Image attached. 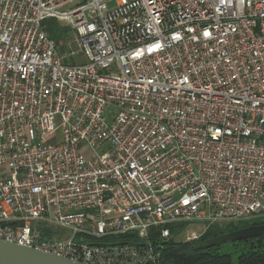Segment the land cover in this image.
Segmentation results:
<instances>
[{
	"label": "built area",
	"instance_id": "obj_1",
	"mask_svg": "<svg viewBox=\"0 0 264 264\" xmlns=\"http://www.w3.org/2000/svg\"><path fill=\"white\" fill-rule=\"evenodd\" d=\"M257 216L264 0H0V240L159 264L153 231Z\"/></svg>",
	"mask_w": 264,
	"mask_h": 264
},
{
	"label": "trees",
	"instance_id": "obj_2",
	"mask_svg": "<svg viewBox=\"0 0 264 264\" xmlns=\"http://www.w3.org/2000/svg\"><path fill=\"white\" fill-rule=\"evenodd\" d=\"M47 34L49 38H55V35L48 31ZM54 41L60 42L59 39ZM177 228L176 226L171 227V235ZM242 228H246V225L236 227L229 224L225 230L213 226L199 240L194 242H175L172 239L159 240L157 238L158 233L153 231L150 240L159 252V264H233L230 255L217 252L220 244L211 245L207 242ZM120 239L123 240L121 243H126L129 238L122 236ZM235 242H238L243 250L237 257L236 264H264V234L259 238Z\"/></svg>",
	"mask_w": 264,
	"mask_h": 264
},
{
	"label": "rangeland",
	"instance_id": "obj_3",
	"mask_svg": "<svg viewBox=\"0 0 264 264\" xmlns=\"http://www.w3.org/2000/svg\"><path fill=\"white\" fill-rule=\"evenodd\" d=\"M111 7V5H109ZM42 26L45 27L46 32H50L51 34L55 35V38L60 41L67 37H72V33L70 32V29L65 26L62 23H59L56 19L50 18L46 19L43 21ZM52 38V37H51ZM55 38H52L56 40ZM79 60V57H76L75 59L72 60H66L65 63L67 65L71 64H77V63H83L84 60ZM54 140V139H53ZM52 140V142H53ZM51 141V140H50ZM58 142V141H56ZM233 224V226L236 227H241L246 225V227L251 226V225H259V224H264V216H257L255 218L250 219L249 221H240V222H233V223H222L220 225H217L218 228H221L225 230V228L229 225ZM204 228L205 225L202 223H197V222H190L183 224L182 226L178 227L176 230L172 232V235L170 239H172L175 242H183L185 239L186 235L192 231L196 232L199 235H203L204 233ZM59 233H64L63 231H58ZM135 239V238H134ZM76 241H79L77 239ZM123 240L122 239H112L108 238L106 240H101V241H89L92 243H106V244H116V243H121ZM136 242H139V240L135 239ZM242 248L241 245L238 242H224L220 244L217 252L221 254H227L230 255L233 264H236L237 257L242 253Z\"/></svg>",
	"mask_w": 264,
	"mask_h": 264
},
{
	"label": "water",
	"instance_id": "obj_4",
	"mask_svg": "<svg viewBox=\"0 0 264 264\" xmlns=\"http://www.w3.org/2000/svg\"><path fill=\"white\" fill-rule=\"evenodd\" d=\"M264 234V224L251 225L208 241V244L244 241ZM0 264H82L50 253L0 240Z\"/></svg>",
	"mask_w": 264,
	"mask_h": 264
}]
</instances>
